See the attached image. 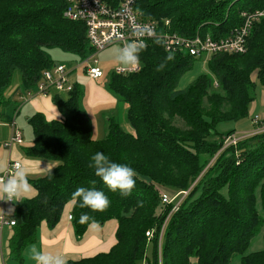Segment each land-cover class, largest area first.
Segmentation results:
<instances>
[{"label": "trees", "instance_id": "obj_1", "mask_svg": "<svg viewBox=\"0 0 264 264\" xmlns=\"http://www.w3.org/2000/svg\"><path fill=\"white\" fill-rule=\"evenodd\" d=\"M103 1L111 7L120 2ZM134 8L154 21L159 33H207L219 40L241 24V12L264 8V0H136ZM65 9L64 0H0V107L12 102L6 90L16 71L17 90L35 91L42 72L55 64L50 47L76 55L80 62L93 53L84 23L66 19ZM195 59L166 51L156 38L140 51L138 71L108 74L103 87L127 105L131 132L110 116L106 136L93 139L82 108L84 91L76 82L65 98L61 91L51 95L60 119L47 120L41 112L27 118L32 143L22 152L56 165L29 179L35 195L16 203L8 216L14 221L8 240L11 258L22 262L24 249L37 240L39 225L54 226L72 201L77 240L90 223L114 219L116 241L107 252L66 264H229L235 255L239 264H264V247L246 252L259 232L264 243V132L223 148L224 138L235 129L218 128L245 118L256 96V81L264 87V17L253 23L244 53L210 55L208 73L177 89ZM97 151L135 169L128 196L110 191L89 167ZM79 187L102 190L109 206L103 211L80 208L73 197ZM189 187L170 214L158 249V235L172 207L161 203L158 188L173 194ZM82 213L89 216L84 223L79 222ZM149 230L154 232L148 239Z\"/></svg>", "mask_w": 264, "mask_h": 264}, {"label": "built area", "instance_id": "obj_2", "mask_svg": "<svg viewBox=\"0 0 264 264\" xmlns=\"http://www.w3.org/2000/svg\"><path fill=\"white\" fill-rule=\"evenodd\" d=\"M136 0H120L117 7L108 6L103 0H64L66 9L63 16L72 21H81L85 25L86 38L93 53L83 59L86 63L85 72L91 79L102 77V70L96 65L97 59L94 55L108 47L111 44H118L122 47L131 41H141L145 47L150 41L159 38L168 52H183L193 57L206 55V59L216 53H244L247 49V37L252 25L259 18L264 17V8L253 12H241V24L231 31V34L225 38L214 40L210 34L196 33L193 36H182L173 32L159 33L157 24L154 21L146 20L140 16V13L134 8ZM167 24V22H166ZM144 27L148 29L143 36H136L134 29ZM91 62V63H90ZM140 69V63L135 66H117L113 71L116 74H126L136 72ZM70 72H67L63 64H54L50 69L42 72V77L36 85L35 93L46 96L51 89L66 92L72 87L69 80ZM30 92H27L29 95ZM252 129L243 134L232 133L224 138L223 148L229 145H235L240 139L264 132V116L254 114L250 118ZM13 127V123L10 124ZM20 131L13 129L9 142L4 145L9 147L13 143H20ZM11 161L6 169L0 175L11 173L15 163ZM190 187L186 190L169 194L165 190L158 188L161 203L171 204L170 213L173 212L182 200L186 197ZM11 202L10 200H6ZM71 218L70 215H68ZM166 220L160 229L158 243H160L162 230ZM6 223L10 226L14 221L6 216L0 215V225ZM146 236H151L152 232L147 231Z\"/></svg>", "mask_w": 264, "mask_h": 264}, {"label": "crops", "instance_id": "obj_3", "mask_svg": "<svg viewBox=\"0 0 264 264\" xmlns=\"http://www.w3.org/2000/svg\"><path fill=\"white\" fill-rule=\"evenodd\" d=\"M86 80L85 86L87 87V91L86 93L84 92L83 95L82 108L90 121L92 138H99L100 134H105L106 136L107 119L110 116H114L115 113L118 114V112L119 116H117V118L122 127L126 131L131 132V128L125 120V110L127 105L117 102L111 94L97 84L96 79L87 78ZM17 87L16 90L10 94L13 95L12 99L14 101L16 100L17 107L5 112V109L11 107L10 103L4 107V110H2L7 118V123L2 124V127L0 128V130L4 129V132L0 135V139L5 140L4 144L9 142L13 129H17L20 131L21 142L13 143L9 147L3 145L5 149L0 147V174L4 172L9 162L19 161L27 165L30 169V175L28 177L29 182V179L31 178L39 177L49 172L56 163L44 159L30 158L22 152V147L30 146L32 143V138L28 135H25L24 137V131L20 129L22 128V119H25L26 123L27 118L34 112H41L47 120L60 119V114L53 104L51 96L38 95L33 91L27 95V92L21 93V91L17 90ZM17 100L20 102H17ZM113 104L116 105L115 109L112 113L111 111L107 113L102 120V106L110 107ZM250 108L252 109V116L254 114L264 116V89H258L256 91L255 99L250 104ZM96 112L101 114V119L100 117H96ZM99 120H102L101 128L99 127ZM11 123L14 124L13 127H11ZM229 128L234 127L231 126ZM92 129H97V131L93 130L92 133ZM29 185L31 187V192L28 194L27 198H31L35 195L34 188L30 183ZM18 202L19 201H16L15 199L11 202L0 200V215L8 218L13 212L15 204ZM72 204L73 202L71 201L65 205L59 221L54 226L49 227L44 222L39 225L37 229V240L35 243L24 249L22 262L16 261L9 255L8 240L12 235V227L6 223L0 225V264H36V262L31 259L30 250L33 247L38 251L42 249L45 252H60L63 254L66 261L91 257L101 252H107L115 244L117 222L114 219H110L103 224L90 223L83 236L77 240L75 238L71 218L68 216H71Z\"/></svg>", "mask_w": 264, "mask_h": 264}, {"label": "clouds", "instance_id": "obj_4", "mask_svg": "<svg viewBox=\"0 0 264 264\" xmlns=\"http://www.w3.org/2000/svg\"><path fill=\"white\" fill-rule=\"evenodd\" d=\"M148 29L138 27L134 29L136 36H143ZM141 41H131L115 50V60L123 66H135L139 62V53L143 49ZM89 167L94 174L107 186L122 197L128 196L135 185L136 171L127 163H119L110 159L101 151L95 152L90 157ZM30 169L22 162H16L11 173L5 172L0 175V200L21 201L28 197L31 187L28 182ZM73 197L78 199L80 208H89L93 211H103L109 204L108 196L95 187H79L73 193ZM89 220L87 213H82L79 222L84 223ZM31 259L36 264H66V260L60 252H45L33 247Z\"/></svg>", "mask_w": 264, "mask_h": 264}, {"label": "rangeland", "instance_id": "obj_5", "mask_svg": "<svg viewBox=\"0 0 264 264\" xmlns=\"http://www.w3.org/2000/svg\"><path fill=\"white\" fill-rule=\"evenodd\" d=\"M118 48H120V46L118 44L114 43V44H111L108 47L104 48L103 50L97 52L94 55V58L97 59L96 65L103 72L102 77L96 79L97 80L96 82L103 89H104L103 86H104V83L106 82L108 74L111 71H113L118 65H120L115 60V50L118 49ZM48 53L50 54L52 60L55 61L56 64H58V63L59 64H63L66 67L67 72H70L69 75H68L70 82H76V83L80 84L82 86V88L84 89V92L86 93L87 87L85 86V83L87 81L86 79L89 78L87 73L85 72L86 63L80 62L79 58L76 55L61 51L57 47H50L48 49ZM206 57L207 56L205 54L196 57V59L192 63V66L177 81V84H176V88L177 89L186 88L200 74L208 73L207 66H206V64H207L206 63L207 62L206 61L207 60ZM121 66H123V65H121ZM18 85H19V73H18V71H16L14 73L13 80H12L11 84L9 85V87L6 90V95L12 94L16 90V87ZM258 89H264V87L261 86L256 81V91ZM56 92H57V90L51 89L50 92L48 93V95L51 96L53 93H56ZM59 93H60V96L62 98H65L67 96V92H59ZM15 101L12 99L10 108L5 109L4 107H0V128L2 127V124L7 123L6 122L7 118H6L5 114H4V112H2V110L5 109L4 111L7 112V111H9V109L17 107ZM17 102H20V101L17 100ZM115 107H116L115 104H113L110 107L102 106V112H103L102 120H103V117H105L107 113H109L110 111L112 113V111L115 109ZM22 111H24V110H22ZM251 111H252V109L249 107L248 115L245 118H242V119H240V120H238L236 122L220 123L218 128L221 129V130H224V129H228L229 127L233 126L235 131H236L235 132L236 134H243V133L249 132L252 129V124H251V121H250V118L252 116V112ZM95 115H96V117H100V119H101V114L100 113L96 112ZM114 116H116V117L119 116V112H118V114L115 113ZM102 120H99V122H100L99 127L100 128L102 127V125H101V121ZM8 123H9V121H8ZM105 123H106V119H105ZM21 126H22V128H20V129H22L24 131L23 132V136L25 137V135H28L30 138H32V131H31L30 125L27 123V121L25 123V119H22ZM93 130L97 131V129H92V133H93ZM3 132H4V129L0 130V135ZM104 136H105V134L104 135L100 134V137L96 138V139H102V138H104ZM4 141L5 140L0 139V147H2L3 149H5V147L3 146L4 145ZM197 194H198V192H196L193 195L192 198H194ZM179 206H180V204L178 205V207ZM178 207L174 211H176L178 209ZM170 210L166 213V218H165L166 222H167L170 214L172 213V212L170 213ZM166 222H165V224H166ZM164 227H165V225H164ZM164 227H163V229H164ZM149 231H151L152 235H153L154 231L153 230H149ZM162 232H163V230H162ZM152 235L151 236H146V237L149 239V238L152 237ZM161 237H162V235H161ZM160 241H161V239H160ZM159 244L160 243H158V245H157L158 249H160ZM263 247H264V243H263V239H262V233L259 232L254 237H252V239L250 241V244H249V247L247 248L246 252L260 250ZM151 249H152V245H151V243H149L148 248H147V255L150 258H151ZM190 264H195V262L192 261ZM229 264H239V256L238 255L233 256L231 258V261H230Z\"/></svg>", "mask_w": 264, "mask_h": 264}, {"label": "bare ground", "instance_id": "obj_6", "mask_svg": "<svg viewBox=\"0 0 264 264\" xmlns=\"http://www.w3.org/2000/svg\"><path fill=\"white\" fill-rule=\"evenodd\" d=\"M147 232V231H146Z\"/></svg>", "mask_w": 264, "mask_h": 264}]
</instances>
